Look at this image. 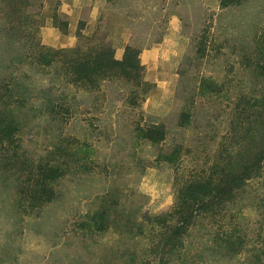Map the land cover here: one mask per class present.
<instances>
[{
	"label": "rangeland",
	"instance_id": "374dc122",
	"mask_svg": "<svg viewBox=\"0 0 264 264\" xmlns=\"http://www.w3.org/2000/svg\"><path fill=\"white\" fill-rule=\"evenodd\" d=\"M0 131V264H264V170L173 236L264 149V0H0Z\"/></svg>",
	"mask_w": 264,
	"mask_h": 264
},
{
	"label": "trees",
	"instance_id": "16d2710c",
	"mask_svg": "<svg viewBox=\"0 0 264 264\" xmlns=\"http://www.w3.org/2000/svg\"><path fill=\"white\" fill-rule=\"evenodd\" d=\"M4 123L6 124V128L4 130L1 128V131H9L10 134L7 135L10 136V129H12L11 126L13 122L3 121V124ZM1 131L0 133H2ZM0 141H2L1 138ZM247 162L248 160L244 163L238 173L230 175L226 174L228 177L227 181L224 179H214L213 181L207 182L205 185L203 181L201 183L199 182V184L195 181L194 185L191 184L186 186L187 195L181 199V208H175V213H179V217H181V219L179 221L180 224L176 225L173 229L174 237L177 238L180 236L181 230L182 232L185 230L194 217V214H196L195 212H197L199 209H204L206 207L214 208L218 205V202L223 203L226 200V192H224L223 189L227 190V195H231L234 187L236 185L239 187L243 186L245 180L250 177L251 173H258V171L264 170V149H262L260 152H257L254 159L248 163ZM202 193H205L204 196H202ZM185 198H187L188 201L184 200Z\"/></svg>",
	"mask_w": 264,
	"mask_h": 264
}]
</instances>
